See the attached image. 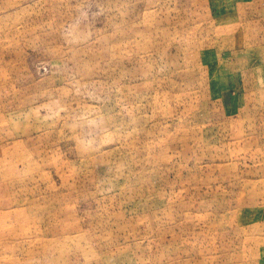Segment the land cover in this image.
<instances>
[{"label":"rangeland","instance_id":"obj_1","mask_svg":"<svg viewBox=\"0 0 264 264\" xmlns=\"http://www.w3.org/2000/svg\"><path fill=\"white\" fill-rule=\"evenodd\" d=\"M0 264H264V0H0Z\"/></svg>","mask_w":264,"mask_h":264}]
</instances>
